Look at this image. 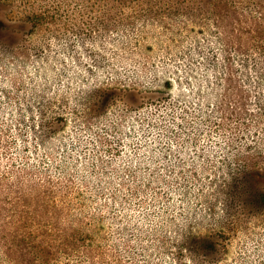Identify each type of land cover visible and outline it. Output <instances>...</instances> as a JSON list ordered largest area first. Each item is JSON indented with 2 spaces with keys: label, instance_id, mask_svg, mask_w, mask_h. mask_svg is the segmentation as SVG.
Returning <instances> with one entry per match:
<instances>
[{
  "label": "rangeland",
  "instance_id": "1",
  "mask_svg": "<svg viewBox=\"0 0 264 264\" xmlns=\"http://www.w3.org/2000/svg\"><path fill=\"white\" fill-rule=\"evenodd\" d=\"M245 174L264 0H0V264H264Z\"/></svg>",
  "mask_w": 264,
  "mask_h": 264
},
{
  "label": "trees",
  "instance_id": "2",
  "mask_svg": "<svg viewBox=\"0 0 264 264\" xmlns=\"http://www.w3.org/2000/svg\"><path fill=\"white\" fill-rule=\"evenodd\" d=\"M239 182L235 184L234 191L238 196H242L246 193V197L243 198V202L254 206L264 207V190L260 188L258 183L251 179L248 175H243L239 178ZM259 209V208H256Z\"/></svg>",
  "mask_w": 264,
  "mask_h": 264
}]
</instances>
